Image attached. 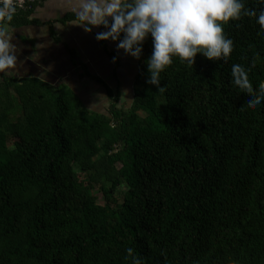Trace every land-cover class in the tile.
I'll return each mask as SVG.
<instances>
[{"label": "trees", "instance_id": "1", "mask_svg": "<svg viewBox=\"0 0 264 264\" xmlns=\"http://www.w3.org/2000/svg\"><path fill=\"white\" fill-rule=\"evenodd\" d=\"M43 1L0 26L35 23ZM224 27L227 62L176 57L164 92L142 67L131 106L110 93L107 113L0 76V264H133L129 247L142 264H264V103L231 82L233 64L264 81V28Z\"/></svg>", "mask_w": 264, "mask_h": 264}, {"label": "clouds", "instance_id": "2", "mask_svg": "<svg viewBox=\"0 0 264 264\" xmlns=\"http://www.w3.org/2000/svg\"><path fill=\"white\" fill-rule=\"evenodd\" d=\"M258 2L257 11L247 9L244 0H78L76 11L85 31L103 27L106 30L98 32L96 39L117 42V50L134 59H141L143 45L151 38L152 53L145 61L147 83L164 92L161 74L176 57L189 65H194L197 54L211 61H228L234 42L225 34V24L251 16L264 28V0ZM4 9H0V19L10 21L15 8L5 3ZM6 35L0 26V71L17 59ZM231 77L232 84L247 93L249 108L264 103V81L254 87L241 64L232 65ZM126 251L133 264H142L133 248Z\"/></svg>", "mask_w": 264, "mask_h": 264}, {"label": "crops", "instance_id": "3", "mask_svg": "<svg viewBox=\"0 0 264 264\" xmlns=\"http://www.w3.org/2000/svg\"><path fill=\"white\" fill-rule=\"evenodd\" d=\"M77 8L78 0H44L32 15L35 23L6 25L5 39L11 40L17 59L0 76L36 77L55 88H68L86 107L100 113L109 111L116 94L120 107H130L151 50L143 48L137 60L118 51L117 42L97 40L96 34L106 29L85 31Z\"/></svg>", "mask_w": 264, "mask_h": 264}, {"label": "built area", "instance_id": "4", "mask_svg": "<svg viewBox=\"0 0 264 264\" xmlns=\"http://www.w3.org/2000/svg\"><path fill=\"white\" fill-rule=\"evenodd\" d=\"M38 0H0V9H4L5 3L15 8V11L26 9ZM7 11L6 9H4Z\"/></svg>", "mask_w": 264, "mask_h": 264}, {"label": "rangeland", "instance_id": "5", "mask_svg": "<svg viewBox=\"0 0 264 264\" xmlns=\"http://www.w3.org/2000/svg\"><path fill=\"white\" fill-rule=\"evenodd\" d=\"M151 53H152V51L149 53V57L151 56ZM148 57V58H149ZM144 67L146 68L147 67V64H145L144 65ZM121 102V101H120ZM123 105H125L126 106V104H123ZM141 113H143V112H141ZM96 193H97V195H98V200H99V202L100 203H104V197H103V195H102V193H100L99 191H96Z\"/></svg>", "mask_w": 264, "mask_h": 264}]
</instances>
